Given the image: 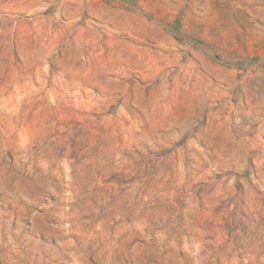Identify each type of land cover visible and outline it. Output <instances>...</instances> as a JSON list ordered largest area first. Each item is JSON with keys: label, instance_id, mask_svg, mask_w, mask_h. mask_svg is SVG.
<instances>
[{"label": "rangeland", "instance_id": "1", "mask_svg": "<svg viewBox=\"0 0 264 264\" xmlns=\"http://www.w3.org/2000/svg\"><path fill=\"white\" fill-rule=\"evenodd\" d=\"M0 264H264V0H0Z\"/></svg>", "mask_w": 264, "mask_h": 264}]
</instances>
